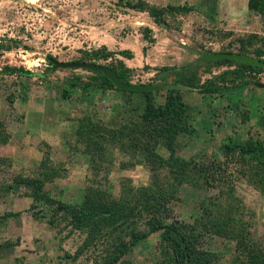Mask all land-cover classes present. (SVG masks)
Segmentation results:
<instances>
[{"label": "rangeland", "instance_id": "obj_1", "mask_svg": "<svg viewBox=\"0 0 264 264\" xmlns=\"http://www.w3.org/2000/svg\"><path fill=\"white\" fill-rule=\"evenodd\" d=\"M140 1L158 8L188 4L195 9L166 13L169 26H164L147 11L130 7ZM249 34H258L249 49L255 56L257 49L264 51V15L252 10L249 0H0V215L16 214L0 221V264H100L112 254V239L106 236L77 256L86 233L68 235L65 224L51 226L46 218L36 219L34 210H42L46 216L51 211L43 204L31 209L33 198L15 182L18 174L37 176L43 166L55 168L57 174L46 183V189L54 198L78 203L89 185L119 197L124 184L148 186L157 174L160 178L168 174L163 168L136 164L143 155L134 157L118 146L105 159L92 162L84 145L75 142L74 120L87 110L104 118L117 115L122 99L115 90L99 89L92 71L57 68L49 58L87 61L85 51L106 48L116 54L96 62L116 64L122 59L133 68L134 83L170 86L189 71L206 79L232 70L235 66L212 63L213 73H208L207 62L197 58L209 51L240 52L241 41ZM123 50H131L133 57L121 55ZM5 66L23 67L35 75L6 74L2 71ZM245 79L239 88L212 94L186 85L180 89L192 108L193 130L177 140V153L206 164L217 159L221 165L217 176L222 181L211 188L187 183L170 207L174 218L190 225L202 215V201L216 208L217 214L229 207V229L234 227L247 247L264 248V170L258 165L252 168L239 155L227 158L225 151L230 140L240 145L250 139L264 141V88L257 85L264 83V70ZM166 90L155 93L157 104L165 100ZM84 91L86 99L81 101ZM158 150L169 154L164 147ZM9 186H15L17 192ZM215 196L216 202L209 201ZM142 219L137 226L146 231L149 226ZM161 232L149 233L124 259L132 264L162 262ZM199 233L201 246L215 252L223 264H230L238 250L236 241L225 232Z\"/></svg>", "mask_w": 264, "mask_h": 264}, {"label": "trees", "instance_id": "obj_2", "mask_svg": "<svg viewBox=\"0 0 264 264\" xmlns=\"http://www.w3.org/2000/svg\"><path fill=\"white\" fill-rule=\"evenodd\" d=\"M249 6L252 10L264 15V0H249ZM130 7L139 11H147L158 24L164 26H169L165 17L166 13L176 15L190 13L195 9L188 4L158 8L145 1L132 3ZM257 37L258 34H249L248 38L243 39L240 52L250 54L249 49ZM85 53L87 61H107L116 54L106 48L103 51L96 49L92 52L85 51ZM120 54L129 59L133 57L131 50H123ZM254 54L264 62L263 49H257ZM51 59L49 58V61L54 66ZM212 63L220 66L227 64L235 68L220 74H213L212 78L206 79H203L197 72L189 71V73L181 74L176 83L170 86L182 84L206 94L223 90L231 91L241 87L246 82L247 75L257 74L264 70V67L237 60L219 59L206 63L207 72L211 74L213 72L209 65ZM107 65L117 71L123 82H133L131 79L133 68H130L124 60L120 59L116 64ZM2 71L6 74L16 73L26 77L35 75L23 67L5 66ZM93 73L91 78L96 82V86L100 87L99 89L117 91L122 99L121 107L117 109V115L109 116V118L99 116L94 110L85 111L84 115L74 120L77 137L75 142L84 145L85 153L89 155L92 162L96 163L97 159H105L109 150L118 146V149L121 148L134 157L142 154L144 159L139 160L138 158L139 161L137 160L136 164L145 163L152 169L168 170L167 177L160 178L157 174L152 184L148 186L124 184L119 197L101 186L89 185L85 189L81 202H69L62 198H54L46 189V183L54 180L57 170L47 168L43 166L47 164L43 163V169H40L37 176L18 174L15 177V182L24 187V194L33 198L31 209L39 206L38 204H43L51 211L46 216L42 210H34V217L38 220L46 218L51 226L65 224L69 229L68 235L74 231L85 232L86 238L78 249L77 256L84 253L101 237L110 236L112 254L100 264H132L130 260L124 259L125 255L140 242L145 241L149 233L159 230H162L161 246L164 258L158 264H223L215 252L205 250L201 246L202 236L199 230L225 232V235L236 241L238 250L230 264H264V248L250 245L247 247L234 227L229 229L227 226L232 221L228 218L230 216L227 217L229 207L217 214L216 208H211L208 202L202 201V215L196 219L197 223L191 225L173 217L170 203L179 198L181 186L189 183L197 187L211 188L219 186V182L222 181V176H217V167H221L217 164V159L206 164L202 159L184 158L177 153V140L183 135L191 134L193 130L190 120L192 108L184 101L181 90L167 88L165 100L157 104L155 93L160 91L138 92L120 89L102 72ZM229 74H232L231 79L227 78ZM229 82L234 83L233 86L228 84ZM220 87L221 90H219ZM70 92V90L66 91L64 97H68ZM86 93L84 91L80 96L81 101L86 99ZM2 139L3 142L7 141L5 137ZM162 147L169 154L158 150ZM225 151L227 158L232 159L239 155L241 160L250 163L252 168L258 165L264 170V141L260 139H250L241 145L230 140L225 146ZM208 164H211L213 169ZM9 190L17 192L15 186H9ZM217 198V196L209 197V201L216 202ZM221 208V206L218 207V209ZM14 215L16 214L7 212L0 215V221L4 222ZM208 217L209 224L206 222ZM142 218H145L144 222L147 220L149 226L146 231L137 226ZM67 255L70 256L69 253Z\"/></svg>", "mask_w": 264, "mask_h": 264}, {"label": "water", "instance_id": "obj_3", "mask_svg": "<svg viewBox=\"0 0 264 264\" xmlns=\"http://www.w3.org/2000/svg\"><path fill=\"white\" fill-rule=\"evenodd\" d=\"M1 55V54H0ZM219 59H232L237 60L240 62H244L247 64H251L253 66H261L264 67V62L261 61L259 58L242 52H235V51H211L208 53H205L201 55L199 58H197V61L199 62H208L213 60H219ZM52 63L55 67L59 68H82V69H89L93 72H102L107 78H109L115 86H117L120 89H129L134 90L138 92H144V91H158L163 90L166 88H174V89H185L187 88L184 85L181 84H174L172 86H167L165 84L160 83H150V84H144V83H125L121 80L119 77L117 71L112 68L111 66L99 63L96 61H59L54 58L51 59ZM259 87L264 88V83L260 82L257 83Z\"/></svg>", "mask_w": 264, "mask_h": 264}, {"label": "clouds", "instance_id": "obj_4", "mask_svg": "<svg viewBox=\"0 0 264 264\" xmlns=\"http://www.w3.org/2000/svg\"><path fill=\"white\" fill-rule=\"evenodd\" d=\"M256 57V56H255Z\"/></svg>", "mask_w": 264, "mask_h": 264}]
</instances>
